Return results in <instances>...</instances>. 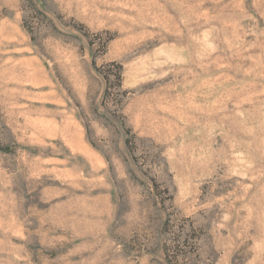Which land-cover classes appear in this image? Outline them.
Here are the masks:
<instances>
[{
	"label": "rangeland",
	"instance_id": "obj_1",
	"mask_svg": "<svg viewBox=\"0 0 264 264\" xmlns=\"http://www.w3.org/2000/svg\"><path fill=\"white\" fill-rule=\"evenodd\" d=\"M0 264H264V0H0Z\"/></svg>",
	"mask_w": 264,
	"mask_h": 264
}]
</instances>
